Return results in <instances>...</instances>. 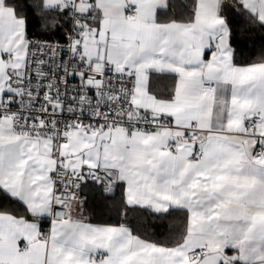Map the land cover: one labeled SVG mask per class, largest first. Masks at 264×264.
I'll return each mask as SVG.
<instances>
[{
	"label": "snow or ice",
	"instance_id": "1",
	"mask_svg": "<svg viewBox=\"0 0 264 264\" xmlns=\"http://www.w3.org/2000/svg\"><path fill=\"white\" fill-rule=\"evenodd\" d=\"M78 2L0 0V43L21 22L26 37L45 35L35 31L40 25H52L53 35L60 33L61 26L67 27L65 18H69L70 11L69 43L73 38L82 41L84 26L97 21L92 9L84 14L76 12L74 5ZM89 3L95 6V0ZM4 8H11V14H6ZM153 8L156 14L170 15L171 22L163 31L137 37L140 44L126 55L146 65L147 80L142 86L149 95L159 98L157 93L161 91L159 83L154 84V76L172 78L167 98L182 111L152 115L150 109L140 108L141 115L134 120L128 118L130 134L137 130L141 140L150 142L139 146L143 151L141 171L131 182L119 181L121 187H132L134 183L136 190L141 185L144 189L142 194L125 195L119 225L74 220L61 191L68 186L71 173L66 172L63 179L58 175L65 171L64 157L54 169L36 161L32 172L43 177L48 171L47 179L57 186L62 201L55 207L67 213L64 222L54 219L47 233L37 229L32 243L40 241L44 245L40 264H185L186 260L188 264H264V0H156ZM64 39L61 34L60 40ZM50 41L51 36L43 42L29 41V48L34 47L38 53L30 68L39 63V71L51 69L57 52L64 60L66 48L53 46ZM249 43H259V51L249 48ZM76 47L79 51L80 45ZM10 55L0 50V56ZM71 59L76 60L75 55ZM45 60L47 65L42 63ZM115 75L125 89L137 86L135 68L125 65ZM75 78L73 73L71 79ZM174 132L179 135L173 137ZM200 135L205 139L193 142L192 138ZM193 158L198 163L189 178L184 168ZM13 159L15 153L10 152L9 161ZM84 174L82 169L79 175ZM24 175L22 171L21 180ZM35 176L28 174L29 183L24 186L29 195L44 185L43 179L33 183ZM163 177L170 179L161 184ZM200 185L204 187L198 191ZM169 188L177 189V202L151 209L154 216L160 217L159 224L153 225L154 235L163 240L144 239L123 223L131 210L147 207L144 201L151 197L150 189ZM101 196L104 201L112 199L113 188L106 187ZM13 202L5 194L0 207ZM34 202L38 205L34 215L46 217L53 207L45 205L41 192H37ZM101 206L105 210L106 205ZM176 209L189 213V219L195 216L197 223L191 225L185 220L179 229L182 238L170 244L167 238L178 230L172 219L178 214ZM43 223H48L47 218ZM190 235L195 236L194 243L189 242ZM216 236L224 237L225 242L210 253L208 242ZM11 242L14 247L5 248L0 243V264H9L8 254L23 257L35 251L23 236L17 239L14 235Z\"/></svg>",
	"mask_w": 264,
	"mask_h": 264
},
{
	"label": "crops",
	"instance_id": "2",
	"mask_svg": "<svg viewBox=\"0 0 264 264\" xmlns=\"http://www.w3.org/2000/svg\"><path fill=\"white\" fill-rule=\"evenodd\" d=\"M227 0H222L225 3ZM156 0H95V6L89 3V0H79L77 5L78 12L87 13L92 9V14L97 21L93 24L94 31L86 38V62L97 61L99 63H108L113 71L119 73L124 70L125 65L135 68L136 88L133 98V106L130 115L137 116L141 113L140 108L150 109L152 115L160 113L178 114L182 111L174 104L170 103L167 95L168 90L173 84L172 78L153 77L154 84L159 83L161 91L157 93L159 98L149 95L145 91L142 83L147 80L145 74L146 65L138 58L130 57L126 53L136 50L140 44L137 37H148L150 34L163 31L169 25L171 20H164L167 14H156L153 8ZM128 5H138L139 11L134 16L127 12ZM2 7V5H0ZM6 14H11V8L3 9ZM7 39L0 43V50L11 53L12 60L5 56H0V101L3 93L8 90L9 79L14 74H22L26 66L28 53L29 37L24 35L22 22L19 23L15 31L6 33ZM187 106V102H185ZM180 117L178 116V121ZM178 133H172L175 137ZM183 143H187L183 140ZM205 137L200 135L199 139L193 141H203ZM149 140H141L138 132H127L122 128H77L68 138V142L63 145L60 157H64L62 165L71 170H99L116 169L119 172V181L125 180L131 182V178L142 169L143 151L140 145H146ZM238 142V141H237ZM54 140L49 137L30 136L20 134L14 130L13 119L6 117L0 123V189L11 198L17 200L22 205H27V214L29 217H19L11 213L0 212V243L5 248L14 247L12 237L18 239L23 236L31 244L34 253L29 256H19L15 253L8 254L6 259L9 264H40L44 256V245L36 241L37 229H42L46 225L44 219L47 216L34 215L33 212L38 206L34 202L37 192H41L45 205H53V187L52 181L47 179L48 171L44 172L43 177L35 176L32 169L36 166V161L40 165L54 169L57 159L54 154ZM15 153V159L9 161V153ZM59 163L61 161L59 160ZM196 163H187L184 171L188 172L191 178L192 171ZM25 175L21 180V172ZM28 174L35 176L36 180H44L42 188L37 189L30 195L24 190L28 181ZM170 179L163 177L159 183ZM195 186V185H194ZM119 187H121L119 185ZM204 186L200 185L197 190ZM119 189V188H118ZM123 195L135 196L144 192L143 186L136 190L134 183L132 187H121ZM151 197L144 202L147 207L143 210L152 212L153 207H164L165 204L177 202V189H161L152 191ZM84 203L73 201L70 207L71 217L74 220H82L93 225H113L103 224L93 221L92 218L84 213ZM52 209V208H51ZM181 210V209H176ZM191 225H196L197 219L187 213ZM52 223L50 224L51 227ZM49 227V228H50ZM194 235L189 236V242L194 243ZM225 242L222 236L212 237L208 242L210 253H215L218 247ZM188 264V261H185Z\"/></svg>",
	"mask_w": 264,
	"mask_h": 264
},
{
	"label": "built area",
	"instance_id": "3",
	"mask_svg": "<svg viewBox=\"0 0 264 264\" xmlns=\"http://www.w3.org/2000/svg\"><path fill=\"white\" fill-rule=\"evenodd\" d=\"M74 8L78 12L76 4ZM138 11V5L127 6V12L131 16L137 14ZM71 16L70 11L65 39H51L50 41L53 46L59 44L66 48L64 60L59 59L60 53L57 52V59L53 62L51 69L45 67L43 71H39V63L30 68L34 55L38 56V53L34 47L29 48L28 44L25 70L22 74L11 76L8 90L2 96L3 104H0V109L3 111V114H0V123L4 118L10 117L13 119V127L17 133L49 137L54 140V154L57 163H59L63 145L68 142L69 134L75 129L100 128L107 125L108 128H122L130 132L131 126L127 125L128 118L134 120L139 116L130 115L136 87L125 89L121 86L117 82L118 77L115 75L117 72L113 71L108 63L86 62V38L94 31L93 25L84 26V32L81 33L82 41L73 38L69 43L72 31ZM45 39L35 37L30 40L43 42ZM77 44L80 45L79 51H77ZM41 50L46 52V49ZM73 55L76 57L74 61L71 59ZM6 57L8 60L13 59L11 55ZM42 63L47 65L48 61L45 60ZM38 71L40 79L36 76ZM30 72L31 79L29 78ZM73 73H75V79H71ZM109 80L113 83L109 84ZM131 132L138 131L132 130ZM199 137H193L192 140L195 141ZM196 162L198 161L195 158L189 161L191 164ZM63 168L65 171L58 173L60 179H63L66 172L71 173L68 186L61 189L65 194L63 199L68 202L66 207L69 209L74 200L79 203L88 201V195L84 192L86 184L100 183L102 192L106 187L113 188V197L118 192L119 172L116 169H99L98 171L84 169L85 174L79 175L81 170H71L65 166ZM89 173L95 174L89 175ZM52 187L53 207L47 219L48 223L43 227L45 233L48 232L54 219L64 222L67 215L56 209L55 205L62 201L57 196V186L53 182Z\"/></svg>",
	"mask_w": 264,
	"mask_h": 264
},
{
	"label": "trees",
	"instance_id": "4",
	"mask_svg": "<svg viewBox=\"0 0 264 264\" xmlns=\"http://www.w3.org/2000/svg\"><path fill=\"white\" fill-rule=\"evenodd\" d=\"M24 2L26 3L27 0H24ZM171 19L172 17L168 15L165 17L164 20L168 21ZM65 21L67 22V27L61 26L60 33L53 35V32H55L54 26L49 25L47 26V28H45L43 25H40L35 29V31L38 33L43 31L45 32V35H37V36L29 37V39L35 37L46 38V36H51V39H60L61 34L66 36L67 33V29L69 25L68 18H65ZM59 22L60 21L58 19V23ZM255 35L259 36L260 33H256ZM248 46L249 48L255 47L257 52L259 51V43H257L256 45H252L251 43H249ZM253 59H256V57L253 56ZM84 192L87 193L88 195V201L83 204L84 213L90 216L93 221L103 224L107 223L113 225H119L122 222L121 215L119 214V210L123 207V201H124V195L121 187H119L116 196L107 201H104L102 199L101 196L102 189L101 186L98 184H86L84 187ZM5 194L6 193L0 189V200H2L5 197ZM7 197L11 198L8 195ZM15 201L16 202L8 203L5 206L0 207V212L11 213L19 217H29L25 206L22 205L17 200ZM102 203L106 205L105 210L102 209L101 206ZM176 211L178 214L175 215L172 219H173V223L177 226L178 230L175 231L173 235L167 238V242L170 244L178 242L179 239L182 238L183 233L179 229H182L185 220H188V215L185 211L183 210H176ZM159 222H160V217L154 216L152 212L141 209L131 210L128 214L127 220L123 221L125 225L132 226L136 234L140 235L142 238L144 239L154 238L158 242L164 239V237H156L154 235L156 229L153 227V225L159 224Z\"/></svg>",
	"mask_w": 264,
	"mask_h": 264
},
{
	"label": "rangeland",
	"instance_id": "5",
	"mask_svg": "<svg viewBox=\"0 0 264 264\" xmlns=\"http://www.w3.org/2000/svg\"><path fill=\"white\" fill-rule=\"evenodd\" d=\"M88 128H89V127H88ZM71 133H72V132H71ZM71 133H70V134H71ZM70 134H69V135H70ZM68 138H69V136H68Z\"/></svg>",
	"mask_w": 264,
	"mask_h": 264
},
{
	"label": "water",
	"instance_id": "6",
	"mask_svg": "<svg viewBox=\"0 0 264 264\" xmlns=\"http://www.w3.org/2000/svg\"><path fill=\"white\" fill-rule=\"evenodd\" d=\"M98 185H100V183Z\"/></svg>",
	"mask_w": 264,
	"mask_h": 264
}]
</instances>
